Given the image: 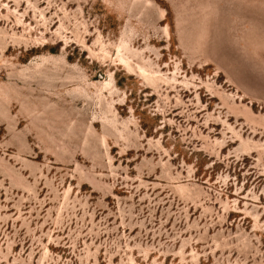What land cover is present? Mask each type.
<instances>
[{
  "label": "rangeland",
  "instance_id": "1",
  "mask_svg": "<svg viewBox=\"0 0 264 264\" xmlns=\"http://www.w3.org/2000/svg\"><path fill=\"white\" fill-rule=\"evenodd\" d=\"M0 264H264V0H0Z\"/></svg>",
  "mask_w": 264,
  "mask_h": 264
}]
</instances>
